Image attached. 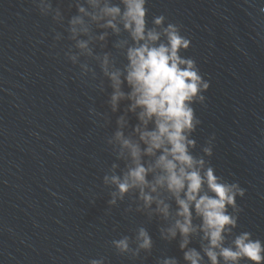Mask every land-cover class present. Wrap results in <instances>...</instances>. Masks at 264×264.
I'll return each instance as SVG.
<instances>
[{
    "label": "water",
    "instance_id": "1",
    "mask_svg": "<svg viewBox=\"0 0 264 264\" xmlns=\"http://www.w3.org/2000/svg\"><path fill=\"white\" fill-rule=\"evenodd\" d=\"M57 6L66 18L75 14L68 0H53ZM147 7L149 26L163 14L191 40L181 55L210 81L205 105H194L202 122L195 153L215 134L216 174L246 189L235 231L264 241V0H149ZM53 26L30 0H0V264H88L101 256L105 264L166 257L184 264L178 239L159 238L158 220L125 214L127 197L109 214L102 180L115 158L105 139L125 105L112 114L111 89L100 93L74 79L79 69L62 51L70 42L53 47ZM90 108L107 112L111 123L98 127ZM139 226L153 238L151 255H117L111 241L134 237Z\"/></svg>",
    "mask_w": 264,
    "mask_h": 264
},
{
    "label": "clouds",
    "instance_id": "2",
    "mask_svg": "<svg viewBox=\"0 0 264 264\" xmlns=\"http://www.w3.org/2000/svg\"><path fill=\"white\" fill-rule=\"evenodd\" d=\"M30 2L40 16L51 17L52 46L70 42L62 51L79 69L74 79L100 93L111 89L106 103L112 114L125 105L115 131L105 139L115 158L102 180L110 190L109 214L127 197L125 214L158 220L159 238L167 243L178 239L184 264H264V241L250 231H235L243 211L237 198L246 189L216 174L210 160L215 134L195 153L193 133L202 122L194 105H205L210 81L194 58L181 55L191 46L182 26L163 14L153 16L149 26V0H68L75 14L67 18L53 0ZM113 37V50L105 51ZM89 114L98 127L111 123L107 112L90 108ZM134 232V237L111 241L117 255L132 260L151 255L154 241L148 229L139 226ZM193 241L198 248L190 247ZM105 260L101 256L88 264ZM157 264L180 261L166 257Z\"/></svg>",
    "mask_w": 264,
    "mask_h": 264
}]
</instances>
